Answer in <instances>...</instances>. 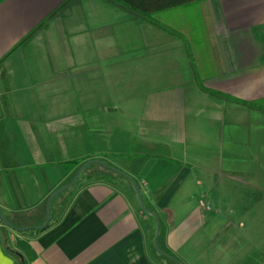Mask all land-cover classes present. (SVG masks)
I'll return each mask as SVG.
<instances>
[{
	"label": "crops",
	"instance_id": "0c3cea01",
	"mask_svg": "<svg viewBox=\"0 0 264 264\" xmlns=\"http://www.w3.org/2000/svg\"><path fill=\"white\" fill-rule=\"evenodd\" d=\"M64 1H0V211L101 159L182 264H264V110L217 95L264 105V0ZM156 230L93 166L0 264H167Z\"/></svg>",
	"mask_w": 264,
	"mask_h": 264
},
{
	"label": "trees",
	"instance_id": "16d2710c",
	"mask_svg": "<svg viewBox=\"0 0 264 264\" xmlns=\"http://www.w3.org/2000/svg\"><path fill=\"white\" fill-rule=\"evenodd\" d=\"M1 1V0H0ZM80 0H65L59 7L57 10H55L53 13H51L49 15V17L51 16H55L56 14H58L59 12H61L65 7L67 6H70L72 4H76V3H79ZM133 14L137 17H141L143 18V20L147 21V22H150V23H155V24H158V22L152 18V16L149 14V13H143V12H133ZM42 23H40L34 30H36L37 28H39L41 26ZM166 29V28H165ZM34 30L32 32H34ZM168 31V29H166ZM29 33L30 34H32ZM2 61V59H0V62ZM217 94V93H216ZM217 95H220V96H223L225 98H228L230 100H233L235 102H239L241 104H244L246 106H249V107H253V108H256V109H261V110H264V105H261L260 101L259 100H241V99H236V98H232L228 95H225V94H217ZM264 104V103H262ZM86 163V166L84 167V169L82 170V172L80 173L79 175V178L78 180L76 181V183L74 185H72L71 187L61 191L60 193H58L51 201V204H50V211H51V215H50V221L52 219V216H53V207L54 205L60 201L62 195H64L65 193L69 192L79 181L81 178L84 177V175L86 174V172L88 171L89 167H93V166H99L101 167L102 169H105L109 172H112L113 174L115 175H118V174H121V172L119 171H116L114 169H111L109 167H106L98 162L95 161V159H75V160H71V161H66L65 164H67V167L69 168V170H71V173L70 175L68 176V178L60 185H64V184H67L69 183L73 177H74V174L75 172L77 171V169L82 165ZM110 165V164H109ZM114 168V167H113ZM91 175H95V173H92L90 174L89 176ZM48 198V197H47ZM46 200L41 203L39 206L33 208V209H30V210H27V211H24V212H21V213H17V214H13L14 217L12 218V215H5L6 218L9 220V222L11 223V225L15 228H18V227H26V226H37V225H40L43 223L44 219H45V215H46V210H45V204H46ZM50 221L49 223L46 225V227L42 228V229H39V230H36V229H33V228H30L29 230H26L24 231L23 233H34V232H40V231H43L44 229H46L49 224H50ZM0 223L1 224H4L1 220H0ZM160 234V233H159ZM162 250V249H161ZM165 255L164 258L166 259L167 261V264H182L180 261H178L176 258H174L171 254H169L168 252L162 250ZM21 257V256H20Z\"/></svg>",
	"mask_w": 264,
	"mask_h": 264
},
{
	"label": "water",
	"instance_id": "95a60500",
	"mask_svg": "<svg viewBox=\"0 0 264 264\" xmlns=\"http://www.w3.org/2000/svg\"><path fill=\"white\" fill-rule=\"evenodd\" d=\"M96 162L106 166V167H109L111 169H114L116 171H119L115 168H113L112 166H110L107 162H105L104 160H101V159H95ZM86 166V163L82 164L78 169L77 171L75 172L74 174V177L73 179L67 183V184H64L60 187H58L57 189H55L47 198L46 200V204H45V210H46V215H45V219L43 221L42 224L40 225H37V226H26V227H18V228H15L11 225V223L9 222V220L6 218V216L0 211V220L8 227H10L11 229H14L18 232H23V231H26V230H29L30 228H33V229H36V230H39V229H42L44 227H46V225L49 223V220H50V215H51V211H50V204H51V201L52 199L58 194L60 193L61 191L71 187L72 185H74L76 183V181L78 180L79 178V175L80 173L82 172V170L84 169V167ZM121 172V171H119ZM121 174H123L125 177H127L129 179V181L132 183L138 197H139V200H140V206L141 208L144 210V211H147L149 212L157 221V230H156V233H155V236H154V239H153V243L155 245V247L158 249V251L162 254V255H165V253L158 248L157 246V238H158V234H159V225H158V220H157V216L154 212L150 211V210H147V208L145 207L144 203H143V199H142V196H141V192H140V189L136 183V181L130 177L129 175L121 172Z\"/></svg>",
	"mask_w": 264,
	"mask_h": 264
}]
</instances>
